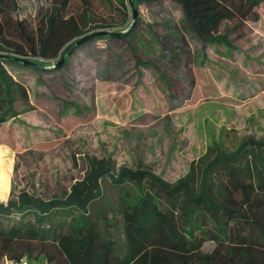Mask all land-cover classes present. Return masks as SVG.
Here are the masks:
<instances>
[{
    "label": "rangeland",
    "instance_id": "obj_1",
    "mask_svg": "<svg viewBox=\"0 0 264 264\" xmlns=\"http://www.w3.org/2000/svg\"><path fill=\"white\" fill-rule=\"evenodd\" d=\"M52 2L15 0L12 14L35 24ZM137 8L129 37L105 38L99 47L89 40L58 72L5 63L26 86L29 106L0 124L1 201L20 190L59 197L82 176L85 156L107 158L115 167L145 165L174 182L209 145L231 152L246 138L264 139V12L255 21H222L226 42L217 44L185 29L172 0ZM83 10L89 25L122 28L104 0H70L66 14ZM171 31L184 37L189 57L174 59L181 51ZM16 218L0 217V227ZM33 218L26 214L24 221ZM211 246L205 242L203 249Z\"/></svg>",
    "mask_w": 264,
    "mask_h": 264
},
{
    "label": "trees",
    "instance_id": "obj_2",
    "mask_svg": "<svg viewBox=\"0 0 264 264\" xmlns=\"http://www.w3.org/2000/svg\"><path fill=\"white\" fill-rule=\"evenodd\" d=\"M154 1L104 0L122 26L109 30L89 25L86 10L66 14L70 0H54L35 24L12 14L15 0H0V124L29 106L26 86L5 63L58 72L89 40L99 47L105 38L129 37L138 5ZM172 1L184 28L202 43L226 42L222 21H255L264 12V0ZM86 27L107 32L76 43ZM178 34H171L181 51L173 57H189ZM84 165L82 176L59 197L20 190L16 198L0 200V217L17 214L0 227V261L24 256L42 257L44 264H264V139L246 138L231 152L209 145L174 182L141 164L115 167L107 158L85 156ZM26 214L32 222L24 221ZM205 242L210 249H203Z\"/></svg>",
    "mask_w": 264,
    "mask_h": 264
},
{
    "label": "built area",
    "instance_id": "obj_3",
    "mask_svg": "<svg viewBox=\"0 0 264 264\" xmlns=\"http://www.w3.org/2000/svg\"><path fill=\"white\" fill-rule=\"evenodd\" d=\"M0 264H44L40 263L38 259H28L24 256L19 258H4L0 261Z\"/></svg>",
    "mask_w": 264,
    "mask_h": 264
},
{
    "label": "water",
    "instance_id": "obj_4",
    "mask_svg": "<svg viewBox=\"0 0 264 264\" xmlns=\"http://www.w3.org/2000/svg\"><path fill=\"white\" fill-rule=\"evenodd\" d=\"M132 14H133V18H135V16H136V10L134 9V8H132ZM106 30H96V31H93V32H90V33H88V34H85V35H83V36H81L80 38H78L75 42L76 43H79V42H81V41H84V40H86V39H90V38H92V37H94V36H98V35H104V34H106ZM1 55V54H0ZM62 57L59 59V61L58 62H56V64H58V63H60L61 61H62ZM23 62H27L26 60H23Z\"/></svg>",
    "mask_w": 264,
    "mask_h": 264
}]
</instances>
